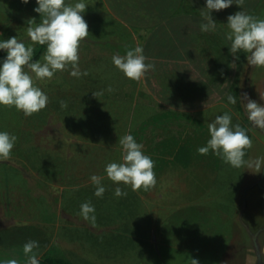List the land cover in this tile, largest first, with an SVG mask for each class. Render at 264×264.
<instances>
[{"label": "crops", "instance_id": "crops-1", "mask_svg": "<svg viewBox=\"0 0 264 264\" xmlns=\"http://www.w3.org/2000/svg\"><path fill=\"white\" fill-rule=\"evenodd\" d=\"M84 2L89 35L80 43L79 67L89 74L76 78L68 69L57 73L65 82H45L48 103L29 118L25 162L0 163V264L6 259L25 264L23 245L29 240L39 243L38 259L61 257L71 264H147L168 249L187 252L199 264H264L256 254V243L264 246V218L249 223L210 205L207 194L180 200L174 193L181 180L204 190L212 181L206 155L197 149L210 138L207 124L215 119L210 113L219 107L228 112L227 95L238 90L243 73L244 52L235 59L225 39L227 17L243 10L259 18L264 0L213 10L217 26L209 32L200 29L206 0ZM37 6L36 0H0V25L35 26ZM137 44L146 63L155 64L139 82L112 62L114 54L125 55L126 46ZM45 51L46 45L41 57ZM101 91L98 98L92 95ZM125 134L154 161L157 183L148 191L117 185L104 171L108 163L121 162L118 140ZM92 175L104 177L102 198L94 195ZM21 178L28 183L29 201L4 189ZM117 186L127 195L116 197ZM89 201L95 224L79 215ZM174 210L179 219L167 217ZM179 228L187 229L183 242Z\"/></svg>", "mask_w": 264, "mask_h": 264}, {"label": "clouds", "instance_id": "clouds-1", "mask_svg": "<svg viewBox=\"0 0 264 264\" xmlns=\"http://www.w3.org/2000/svg\"><path fill=\"white\" fill-rule=\"evenodd\" d=\"M29 0H22L27 4ZM241 9L244 0H206V11L201 12L206 23L200 25L202 32L214 31L217 23L212 18V11L217 12L229 8L233 4ZM38 5L33 10L40 15V22L27 28V36L33 44L46 45L42 60L33 61L34 48L18 41L17 36L0 41V50L7 55L0 62V106L15 108L26 117L43 110L48 103V96L36 86L35 81L51 80L58 71L71 69L69 75L79 78L87 76L85 70L79 67V48L81 41L88 35V24L83 17L87 4L78 0L74 4L65 0H36ZM35 21V19H31ZM225 39L230 42L229 51L235 59H239L238 52L247 54V64L252 68L264 67V19L248 14L246 11H237L227 17ZM148 58L143 54V48L136 45L134 48L126 46V54H114V66L124 74L127 79L139 82L149 71L155 70V64L146 63ZM233 65L235 63L233 62ZM113 89L108 87L107 91ZM95 98L103 92H92ZM260 100H264V93H259ZM241 100L251 124L264 130V105L257 103L244 93ZM230 104L236 103V98L227 95ZM62 109L67 108V102L60 101ZM210 138L206 146L197 149L201 155L211 151L224 163L233 168L247 167L260 172L264 157L255 160H245L246 150L252 147V141L246 129L239 123L232 124V116L225 112L218 115L207 124ZM17 137L6 131H0V160H9ZM121 149V162H110L105 166L107 178L115 184L123 183L130 186L133 191L143 189L148 191L155 187L157 180L154 172V161L143 152V145L138 143L131 134H125L118 140ZM104 177L92 175L90 180L95 186L94 195L103 197L106 191L102 184ZM116 197L126 196L119 186L115 188ZM95 208L91 202L80 206V213L85 221L95 224ZM256 240L255 237H253ZM39 243L29 240L23 245L26 257L25 264H39L34 249ZM256 254L264 257V246L256 243ZM190 264H199V261L189 257ZM2 264H19L16 259H6Z\"/></svg>", "mask_w": 264, "mask_h": 264}, {"label": "rangeland", "instance_id": "rangeland-1", "mask_svg": "<svg viewBox=\"0 0 264 264\" xmlns=\"http://www.w3.org/2000/svg\"><path fill=\"white\" fill-rule=\"evenodd\" d=\"M256 14L259 15L260 19H264V10L256 12ZM27 28L28 27L0 25V41L7 40L12 36H17L18 41L24 42L26 46H32L34 50H36L41 45L31 42L30 38L27 36ZM243 57V73L238 75V90L229 92V95L236 98V103L234 105L229 103L228 113L232 116V124L235 125L239 123L242 128L246 129L247 135L252 141V147L246 150L244 159L255 160L256 158L264 157V130L254 127L247 119V113L243 105L246 101L241 100L240 97L244 93H247L249 98L264 105V100H260L259 96V93H264V67L252 68L247 64L246 53H244ZM37 60H42V57L40 56ZM57 73L59 72L54 74L52 80L60 84L63 80ZM48 81L49 80L45 79L43 81H35V83L36 86L44 91L43 85ZM224 113V108L219 107L212 110L210 114L215 118ZM29 118L31 117H26L14 107L7 108L0 106V131H6L17 137V141L11 152V158L6 161L0 160V163L19 164L25 162L26 156L22 153V148L25 147L24 144L26 145L28 140V134H26V132L31 126V123L29 124ZM205 157L206 164L212 171V181H209L204 190L203 187L198 183L196 184V182L181 180L180 186L174 188L175 196L181 200V198L188 197L189 195L190 197H197L198 195L203 196L207 194L209 197L207 200L210 201V205L223 206L232 216L240 217V220L244 218L248 220L249 223L252 220H262L264 218V164H262L260 172L257 173V170L254 168H233L224 163L213 153ZM186 173L188 175L192 174L189 170H187ZM196 175H199V173H196ZM27 185L28 183L21 178L15 180L14 184H10V186H4V189L8 188L9 192L14 189L13 192H16V194H22L24 201H29L30 192L28 193L27 191ZM201 190H203V194L199 193ZM238 200H240V202L242 200L243 202L245 201L242 208L238 207ZM39 204L41 205V202L37 201L35 207L37 208ZM22 205L26 206L25 204ZM181 211L184 210L182 209ZM169 216L171 219H177L179 215L178 212L174 210L171 213L169 212L167 217ZM186 230L187 229L184 230L183 228H179L178 230L180 232L179 240L181 242H183L181 237L185 236L184 233ZM25 240V238L20 239L21 242H25ZM241 240H245V236L241 237ZM188 254L189 253L184 251L168 249L167 251H162V256L159 254L157 258L149 257L147 264H187L188 262L190 263Z\"/></svg>", "mask_w": 264, "mask_h": 264}, {"label": "trees", "instance_id": "trees-1", "mask_svg": "<svg viewBox=\"0 0 264 264\" xmlns=\"http://www.w3.org/2000/svg\"><path fill=\"white\" fill-rule=\"evenodd\" d=\"M44 45L39 46L36 50H34L33 61L39 59L41 53L44 50ZM7 53L4 50H0V62L6 57ZM39 260V264H71L67 260L61 257H54V256H46Z\"/></svg>", "mask_w": 264, "mask_h": 264}]
</instances>
